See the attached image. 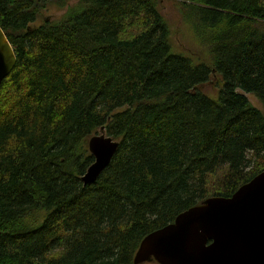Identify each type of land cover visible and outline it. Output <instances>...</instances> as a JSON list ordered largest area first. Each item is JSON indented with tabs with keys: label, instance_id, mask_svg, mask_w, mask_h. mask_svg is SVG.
<instances>
[{
	"label": "trees",
	"instance_id": "obj_1",
	"mask_svg": "<svg viewBox=\"0 0 264 264\" xmlns=\"http://www.w3.org/2000/svg\"><path fill=\"white\" fill-rule=\"evenodd\" d=\"M69 1L0 0L17 58L0 85V264H134L147 235L264 172V112L244 95L264 106V0H178L198 5L207 61L173 51L151 0H79L36 24ZM102 128L119 149L85 186Z\"/></svg>",
	"mask_w": 264,
	"mask_h": 264
},
{
	"label": "water",
	"instance_id": "obj_2",
	"mask_svg": "<svg viewBox=\"0 0 264 264\" xmlns=\"http://www.w3.org/2000/svg\"><path fill=\"white\" fill-rule=\"evenodd\" d=\"M17 62L0 26V85ZM120 143L105 128L90 138L94 163L81 180L96 183ZM264 264V172L230 198L211 197L181 213L173 223L147 235L134 264Z\"/></svg>",
	"mask_w": 264,
	"mask_h": 264
},
{
	"label": "rangeland",
	"instance_id": "obj_3",
	"mask_svg": "<svg viewBox=\"0 0 264 264\" xmlns=\"http://www.w3.org/2000/svg\"><path fill=\"white\" fill-rule=\"evenodd\" d=\"M79 0H70L69 3L64 7L58 4H49L43 8L37 25L44 22V20H58L62 18L70 8L75 6ZM157 10L166 19L169 27L171 29V43L173 51L178 54L188 55L192 57L193 55H200L202 61L209 60V48L203 46L199 47L196 42V35L194 29V20L192 15L190 16V8L197 7L198 5L192 2L185 3L178 0H151ZM189 12V14H187ZM194 30V31H193ZM135 31L129 29L127 36L134 35ZM221 85V78L214 76L210 83L202 86L201 89L210 96H216ZM244 95L249 99L251 104L264 112V106L262 103L252 94L244 93ZM100 132L97 131L96 135ZM91 138V137H90ZM89 142L90 139L86 140L85 148L89 152Z\"/></svg>",
	"mask_w": 264,
	"mask_h": 264
}]
</instances>
